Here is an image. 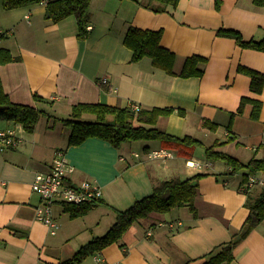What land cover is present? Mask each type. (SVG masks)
Instances as JSON below:
<instances>
[{
  "label": "crops",
  "instance_id": "0c3cea01",
  "mask_svg": "<svg viewBox=\"0 0 264 264\" xmlns=\"http://www.w3.org/2000/svg\"><path fill=\"white\" fill-rule=\"evenodd\" d=\"M254 0H179L163 13H154L147 0H92L87 35L77 37L74 17L53 23L46 17V3L5 11L0 0V29L9 33L0 47L18 60L0 65L2 88L14 104L44 111L33 133L17 131L21 139L13 149L0 152V264H57L72 258L81 246L104 235L124 211L149 196L154 185L165 180H185L201 174L194 202L197 216L188 207L166 214H151L133 224L98 255L122 264H202L203 257L230 242L249 214L248 203L264 194L263 186L244 188L242 173L228 174L223 163L207 161L204 148L222 144L217 151L241 163L264 158V87L260 94L249 89L250 80L238 72L243 66L264 75V53L240 47L219 30L238 32L243 41H264V6ZM161 31L160 46L176 57L178 74L185 59L204 58L200 77L180 78L154 68L151 60L132 62L123 45L128 28ZM106 82L100 84L102 80ZM34 96L48 101L38 102ZM243 97L262 104L258 120L250 117L252 105L237 109ZM77 104H102L120 108L136 104L140 109L172 108L160 118L159 130L201 142L193 160L209 162L208 169H193L186 160L149 159L157 142L136 141L118 148L99 139L67 145L68 131L59 122ZM82 120L94 121L83 115ZM202 122L215 124V130ZM0 121V129L15 128ZM141 143V147L137 144ZM61 150L73 171L67 183L94 182L101 189V203L86 215L70 218L63 204L53 206L59 225L55 235L35 219L40 203L30 184L35 174L50 171ZM138 156L135 157L134 155ZM264 179L261 173L254 174ZM80 264H97L93 256ZM229 264H264V220L233 249Z\"/></svg>",
  "mask_w": 264,
  "mask_h": 264
},
{
  "label": "trees",
  "instance_id": "16d2710c",
  "mask_svg": "<svg viewBox=\"0 0 264 264\" xmlns=\"http://www.w3.org/2000/svg\"><path fill=\"white\" fill-rule=\"evenodd\" d=\"M92 0H1L3 10H15L46 3V17L53 23H58L65 18L74 17L77 25V37L83 39L87 35L86 23L88 10ZM179 0H147L142 5L154 13H163L168 5L175 7ZM256 6H264V0H254ZM219 7V0H216ZM218 34L232 38L244 48L264 53V41H243L240 34L231 30H219ZM161 31L140 30L134 27L128 28L122 43L132 52V62H138L143 58L151 60L154 68L164 71L167 75L180 78L200 77L203 74L202 65L206 63L204 58L192 56L185 59L178 74L174 73L173 66L175 55L160 46ZM18 60L17 57L0 47V65ZM238 72L247 76L250 80L249 89L254 94H260L264 87V75L255 70L239 66ZM34 100L43 103L48 101L34 96ZM246 104L252 105L250 117L258 120L262 104L258 100L243 97L237 109V113L243 112ZM94 116V121L82 120L83 115ZM172 114L184 116L183 110L172 108L140 109L134 112L130 107L120 108L102 104H77L71 109L67 118L59 122L67 128V145L77 146L87 139H99L108 142L115 148L123 144L144 141L157 142L159 148L175 151L178 157L191 160L196 148L201 142L193 137L185 136L177 138L169 135L156 127L160 118H167ZM44 111L36 107L14 104L4 92L0 80V121L12 122L20 125L23 130L31 134L40 120L44 117ZM211 130L217 126L208 122H202ZM222 144L214 143L205 147L204 157L210 162H221L231 168L228 174L242 173V181L247 182L251 174L261 173L264 177V158L252 159L243 164L236 158L217 151L216 147ZM203 176L195 175L185 180L170 179L154 185L153 192L140 200H137L130 208L124 211L115 210V220L109 230L102 236L94 237L69 260L57 264H80L84 259L99 254L102 250L113 244H119L124 233L136 222L147 218L151 214H166L172 209L188 207L194 216H197L194 202L197 197L198 180ZM100 200L74 206L63 204V210L74 219L86 215L92 208L99 205ZM249 214L239 232L232 236L230 242L215 247L212 252L204 256L202 264H229L233 259V249L237 242L244 238L257 224L264 220V194L253 202L248 203ZM192 263L187 260L184 264Z\"/></svg>",
  "mask_w": 264,
  "mask_h": 264
},
{
  "label": "built area",
  "instance_id": "2783aa9c",
  "mask_svg": "<svg viewBox=\"0 0 264 264\" xmlns=\"http://www.w3.org/2000/svg\"><path fill=\"white\" fill-rule=\"evenodd\" d=\"M9 32L0 29V44L3 37ZM103 79L100 84L105 83ZM130 108L137 112L140 107L131 104ZM23 128L18 125L11 129H0V152L13 149L19 145L21 139L17 131ZM135 157L138 155L135 154ZM149 159L167 160L174 157L173 150L158 148L147 153ZM186 165L193 169H208L211 167L209 162L199 160H186ZM231 170V168H229ZM73 171L72 167L66 160L63 151H56L51 163L50 171L46 174L37 173L30 184L31 191L37 193L40 197V203L35 208V219L37 222L45 225L51 235H55L59 229L58 223L54 219L53 206L55 204H71L74 206L98 201L101 197V189L94 182H82L77 186L67 183V176ZM263 186L264 179L251 174L247 178L244 188L250 189L254 186ZM97 264H122L120 262H107L102 260L98 254L93 255Z\"/></svg>",
  "mask_w": 264,
  "mask_h": 264
},
{
  "label": "rangeland",
  "instance_id": "374dc122",
  "mask_svg": "<svg viewBox=\"0 0 264 264\" xmlns=\"http://www.w3.org/2000/svg\"><path fill=\"white\" fill-rule=\"evenodd\" d=\"M65 128V127H64ZM65 130H67V128H65ZM141 143H138L137 144V147H141V145H140Z\"/></svg>",
  "mask_w": 264,
  "mask_h": 264
}]
</instances>
